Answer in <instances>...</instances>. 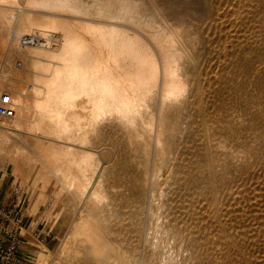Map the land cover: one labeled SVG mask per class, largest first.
Instances as JSON below:
<instances>
[{
	"label": "bare ground",
	"instance_id": "6f19581e",
	"mask_svg": "<svg viewBox=\"0 0 264 264\" xmlns=\"http://www.w3.org/2000/svg\"><path fill=\"white\" fill-rule=\"evenodd\" d=\"M157 1L94 0V2L90 5L84 3L82 0H0V96L3 92L9 93L12 101L11 106L16 110V115L14 118H3L5 120L3 124L0 125V128H5L3 129L5 131L3 132L5 136H10L12 133L13 135H15V132H24L32 136V139L26 138L25 136L20 138L22 139V141L32 142L33 147L35 149L33 150L34 152H31L32 154H26L22 149L18 148V151L15 150L16 147H19V145H16V147L13 149V152L15 150L13 156L15 158V166L14 163L13 166L16 168L14 169V171L16 170L17 172L22 173H34L33 170L35 168H38L39 180L40 178L43 179V177L44 179H46L47 177L49 179H55L56 183L61 188V193L65 195V199H67L69 195L75 198L74 202L76 200V203L73 204V207L77 205L79 199H87L86 205L88 207V210L86 211L85 209L82 210L79 208L80 215L76 220L73 221V225H70L72 228L70 231H68V237L66 240H64L65 238L63 239L64 241L62 242L61 248L59 249L60 252H63V256H57V258L54 259L55 264H67V262L64 260V257L66 258V256H64L66 255L64 254V252H67V250L70 249L71 251L72 249L74 250V247L76 245H74V243L78 239L82 242L81 244L85 246L86 251H89L88 254H91L92 256H94V258H96V264H109L106 262V260H108L106 259V257V260H100L101 257L104 258L105 251L107 249H112L117 254V262L115 263L126 264L127 262H133V258L135 260V256L130 254V250L126 246H124L128 245V242H130L128 241V234H133L134 237H136V240L133 243L134 245L132 246L134 247V250H136V248L142 244H144L145 248L154 245L151 243L152 234L156 237H159L161 235L162 241H160L156 245L158 246V248L153 250L152 253V255L157 256V258L159 259L158 261L160 262L163 261V245L160 243H163L164 241L168 242L167 236L169 235H175L176 237L171 236L172 239L175 238V242L179 243L182 247L191 249L195 246L194 243L192 245L189 241H187L188 238H186V234L184 232L185 230L181 228V225L177 224L180 228L179 231L175 230V233L172 232L169 228L170 223L172 221L170 217L173 214V205L170 204L167 197L170 195V188L174 184L173 180L178 174V169H180V167L179 164H177L175 161L176 159H178L179 150L174 148V145L168 146L169 142L165 143L164 141V133L167 130L165 128V121L168 114L167 111H169L171 107L177 109L180 113L183 109H188V106L191 104L192 107L193 105H197L196 107H198L199 109H201V106L203 107V105H201V97L196 96L194 85H192L188 77H186L182 73V68L183 66H185L184 64L186 62H191V59L193 58L185 35V31L187 29L186 25H189V19H187V17H192L189 15L192 12H188L192 8L194 9L195 14L193 15L196 16H193L191 18L194 20L198 19V16L202 17L210 13L211 17H213L212 21L214 22H219L223 20L226 15H228L227 17H234L235 20H238L242 24H245L248 23V21L250 22L251 20H254L256 22L257 12L260 13L264 11V0H160L161 5H165L172 9V16L165 14ZM144 5H146V7ZM143 6L145 7V9H143ZM176 7L178 9H175ZM43 11L47 12L48 14L42 13ZM210 14L208 19L210 18ZM84 16H94L96 18H104L112 21L116 20L123 23L126 22V24L130 23L136 26L138 29L143 30L146 33V37L148 39H146L144 35H142L139 31H134L130 28L122 27L119 25L112 26L111 24L103 25L99 23H93V21L91 22L90 20L85 21L79 19L81 17L83 18ZM205 20L207 19H204L203 22H205ZM225 21L228 22V19H225ZM206 23H203V25H206ZM232 23L235 22L232 21ZM232 26L230 27L232 28ZM199 28L201 29L203 28V26ZM206 30L204 32L207 33ZM199 31L200 30L198 29V32ZM263 31L264 29H261V32ZM24 35H35L37 39L25 50H18L20 39ZM206 35L205 37L207 38ZM198 36L201 37V32L200 34L198 33ZM201 39L203 38L201 37ZM252 41L250 45H242V50L245 51V55H248L250 57L255 56L249 60H246L245 66L247 67L251 65L250 61L258 59L262 60L264 58V51H257L255 49V45L258 43V38L252 39ZM198 42H200V40ZM194 48L197 49V47ZM222 52L223 50H221V53ZM6 56L7 59L9 58V61L4 64ZM16 57L22 59L23 66L18 67L16 65V68L14 69V67L12 66L14 65V63L12 64V62ZM221 57L224 56L221 55ZM227 57L229 56L227 55ZM213 64L215 63L213 62ZM213 64H210V67H212ZM252 65L254 67L253 63ZM262 67H258L256 69H261ZM253 74L254 77L257 79V82H261V84L259 85L264 87V71L262 72L259 70ZM216 78L218 77H215V79ZM255 78H253V80H256ZM248 80H251V78ZM220 81L224 82L222 79ZM208 82L211 83L213 82V80L211 82ZM252 87L253 86L249 87V90L250 88L252 90ZM259 87L260 86H258L257 89H259ZM198 88H200V86ZM221 91L220 95L218 96L222 95ZM261 95L263 96V94ZM237 96H239V94ZM260 97L261 96H259V98ZM252 98L253 96L251 97V99ZM218 100L220 101V99ZM239 100L237 101V103H239L240 105L242 102L240 103ZM249 103L244 104L247 105ZM236 105L239 106L238 104ZM262 105H264V102ZM258 106L260 107V105ZM240 108L241 107H239L238 109ZM158 109L159 118L157 119V121L155 115ZM254 109L255 108H253V110ZM218 111L219 112L216 113L215 116L211 118L209 117L210 119L206 121V126L201 136V140L208 145L210 141H208V139H210V137H212L213 135H216L220 123L222 124L223 122H230L231 124V121L236 117V112H239L238 110L234 109L233 105H230L228 103L221 107L220 110L218 109ZM250 111H252L251 108ZM246 112L244 113L246 114ZM251 113L252 112H250V114ZM238 114L240 113H237V115ZM244 116L245 115H243V118L245 119ZM257 117L260 116L258 115ZM243 118L241 117L239 121ZM179 120L172 126L171 129L172 134L174 135V143L176 144V146H179L181 144L178 140H176V138L181 137L182 133L184 134V124H190L192 122V118L191 116L189 117L185 115V119H182V122H180ZM258 120L255 122H258L259 126L260 120ZM245 121L249 120L246 119ZM236 122L239 123L238 121ZM110 123L117 124L124 132H126L129 138V143L131 145L135 141H137V139L141 138L144 141L143 150L147 157H149V155L151 154V132L156 131L155 140L153 141L156 142V158L153 168L150 170V168L148 169V166H146L145 168L147 169H145L140 174H138V176H136L134 186L132 188L134 193L131 191L132 194H134L132 197H134V205L136 206V208L135 211H133L134 213L130 220L126 219L123 223L124 231L120 233L122 238L119 242H117V247H114V244L108 236V234L110 233L106 227V224H108L107 217L105 216L100 221L102 223H100L98 219L95 218L94 214L99 212V210H107L106 206L108 201V193L106 192L105 187L103 186L101 178L97 176L99 167L98 162L100 161L96 162L94 159V155L88 150L84 149V147H86V145H88L90 141L91 134H94L101 124ZM248 124L250 125V123ZM255 125L253 127H255ZM232 127L233 126H231V129ZM249 127H251V125ZM249 127L247 129H249ZM236 129H234L233 132L235 135ZM262 129H264L263 126ZM250 130H252V127ZM227 133L228 132L226 131V135ZM241 133L243 134V132ZM222 134L224 135V133ZM244 134L246 135V133ZM13 137L14 136H12V138ZM223 137H225V135ZM253 141L254 140H252V142ZM261 141L262 140H260V142ZM10 143L11 142H9L8 146L10 145ZM9 147H11V145ZM138 148L140 147L137 146V149ZM225 148L227 149L226 146ZM90 150H92V148H90ZM257 150H259L260 152V149ZM149 160L150 159H148V161ZM204 161L205 165L211 169L214 168V166L219 162L218 159L212 158L206 159ZM212 174L213 173H211V175ZM17 175L19 176V174ZM242 180L244 181V179ZM44 182L46 184L47 181L44 180ZM57 184L56 186H58ZM212 187L214 188V186ZM54 189H56V187ZM244 190H241L243 194H245ZM59 193L60 192H58L57 194ZM259 193L257 195H259ZM260 197L262 198V196ZM56 200H58V198ZM253 201L255 200L253 199ZM257 202H259V200ZM234 204H236V202ZM126 205L128 206L127 203ZM257 205H262V203H257ZM253 206H255V204ZM139 214H145V217L143 216L144 219L136 220V215ZM261 216L262 215H260L259 217ZM231 217L233 216L231 215ZM253 217V221H255L254 213ZM213 223L214 222L212 220L208 221L205 224L204 228H206V230H208L209 232H212L213 229H215ZM237 229L239 230V228ZM224 230L228 231V228H225ZM238 233H240L241 235L240 230ZM260 235L258 234V236ZM227 236L228 235H226V237ZM78 248L75 249L76 251H72V256L73 253H78L80 251V248ZM217 249L220 248L217 247ZM53 252L54 251H50V249L47 251L44 250L38 252L36 259L37 264H45V261H47L48 257L51 256ZM79 253L77 255H80ZM69 256L71 255L69 254ZM76 261H74V263ZM109 261H112V259H110ZM143 264H149V261L144 260Z\"/></svg>",
	"mask_w": 264,
	"mask_h": 264
},
{
	"label": "rangeland",
	"instance_id": "374dc122",
	"mask_svg": "<svg viewBox=\"0 0 264 264\" xmlns=\"http://www.w3.org/2000/svg\"><path fill=\"white\" fill-rule=\"evenodd\" d=\"M82 1L84 3L90 4V5L94 2V0H82ZM157 2H158V4H160V7L162 8V11L165 14L172 16V12H171L172 9L171 8H169L165 5H161L160 0H158ZM144 6L146 7V5H144ZM144 6H143V9H145ZM175 9H178V8L176 7ZM191 10H189V12H188V13L192 12L189 15L192 17L196 16V15H193V14H195L194 9L192 8ZM42 13L48 14L47 12H44V11ZM209 14L210 13H208L202 17L198 16V19H195L196 21L194 19H191L192 17H187V19H189L188 20L189 25H186L187 29L185 31V35H186V40L188 41V46L192 52L193 58L191 59V62H189V63L186 62L184 64L185 66H183V68H182V73L186 77H188L189 81L192 83V85H194V88L196 91V96L201 97V99H202L201 105H203V107H205L206 109L208 108V109L206 110L202 106H201V109H199L198 107H196L197 105H193V107H192V104H191V105H189L190 107L188 106V109H183L182 112L180 113V112H178L177 109L171 107L169 109V111H167L168 114H167L166 121H165V128L167 130L164 133L165 143L169 142L168 146L174 145V148L179 150L178 159H176L175 161L177 164H179V167H180V169H178V174L175 176V178L173 180L175 185L173 184L171 186L170 195L167 197L170 204L173 205L172 206L173 207V214L170 217L172 221L170 223L169 228L172 232L175 233V230L179 231V228H180L177 224L181 225V228H183L185 230V231L184 230L183 231L186 234V238H188L187 241H189L192 245L194 243L195 246L192 247L191 249H188L186 247H182L179 243L175 242V238L172 239L171 236L174 237L175 235H173V234L169 235V236H167L168 242L164 241L163 243H160L163 245V250H162L163 261L160 262V261H158L159 259L157 258V256L152 255V253H153V250L158 248V246H156V245L160 241H162L161 235L159 237H156L155 235L152 234V236H151L152 242L151 243L154 245H151L150 247L145 248L144 244H142V245H139L136 248V250H134V247H132V246L134 245L133 243L136 240V237H134L133 234L132 235L128 234V238H129L128 241H130V242H128V245H124V246H126L130 250V254L135 256V260L133 258V262H127L128 264H130V263L131 264H143L144 260H148L149 264H256V263L264 264V260H263L264 259V221H263L264 220L263 219L264 218L263 217L264 216V209H263L264 208V203H263V201H264V167H263L264 166V138H263L264 129H262V126L264 128V121H263L264 120V115H263L264 114V105H262L264 102V90H263L264 87L259 85V84H261V82H257V79L254 77V74H253L259 70L262 72L264 71V62H263L264 58L262 60L258 59V60L250 61L251 65L247 67V66H245L246 60H249L255 56L250 57L248 55H245V53H244L245 51L242 50L243 44L250 45L252 39L258 38V43L255 45V49L257 51L258 50L264 51V31L261 32V29H264V27H262V26H264V11L260 12V13L257 12L256 22L254 20H251L250 22L248 21V23H245V24H242L238 20H235L234 17H232V18H231V16L227 17L228 15H226L223 18V20H221L219 22H217V21L214 22V21H212L213 17H211V14H210V18L208 19ZM203 18L207 19V20H205V22H203V20H204ZM79 19L85 20V21L90 20L91 22L93 21V23H99V24H103V25L104 24L105 25L111 24L112 26L113 25L114 26L119 25L122 27L130 28L134 31H139L142 35H144V37L146 39H148L146 37V33L143 30L138 29L136 26H134L130 23L126 24V22L123 23V22L116 21V20L112 21V20L104 19V18H98V17L96 18L94 16H90V17L84 16L83 18L81 17ZM225 19H228L229 23L226 22L227 20L225 21ZM230 20H231V22H230ZM114 21H116V22H114ZM232 21L235 23H232ZM203 23L204 24L206 23V25H203ZM216 23H217V25H216ZM219 23H221V24H219ZM218 24H219V26L220 25L221 26L219 27ZM232 24L235 27H233ZM200 25L203 26V28L200 29L199 28V27H201ZM230 26H232V28ZM205 28L209 29V30H206ZM219 28H221V29H219ZM198 29L200 30L199 32H198ZM202 29H203V31H202ZM204 29L207 31V33L204 32L205 31ZM223 30H224V32H223ZM221 31L223 34L221 33ZM200 32H201V37L203 39H201V37L198 36V33L200 34ZM202 34H205V35L207 34L206 35L207 38L205 37V35H202ZM209 34H211V35H209ZM196 36H198V37H196ZM190 39H192V40H190ZM196 40H197V42H196ZM199 40H200V42H198ZM209 40H211V41H209ZM191 47H192V49H191ZM194 47H197V49ZM220 48H221V50H223L222 53H221ZM194 50H196V51L198 50V51L196 52ZM193 52H194V54H193ZM221 55L224 57H221ZM227 55L229 57H227ZM5 58L7 59V56ZM17 58L18 57L14 58V60L12 62V64L14 63V65H12L14 67V69L16 68V65H17V60H18ZM6 59L4 61V64H6L9 61V58L7 59V61H6ZM212 59H214V60H212ZM228 59H230V60H228ZM221 60H223L224 62ZM213 62L215 64H213ZM224 63L225 64L228 63V64L225 65ZM252 63L254 64V67H253ZM210 64H213V66L211 65L212 67H210ZM216 64H218V65H216ZM255 64L257 67L255 66ZM241 65H243V66H241ZM228 66H230V67H228ZM258 67H262V68L256 69ZM214 68H216V69H214ZM225 68H227V69H225ZM202 69H204V70H202ZM207 69L208 70L211 69V70L208 71ZM222 71H224L227 76ZM207 73L210 75H208ZM228 73H229V75H228ZM218 75L221 76V79L226 84L224 82L220 81L221 79H220V76H218ZM215 77H218V78L215 79ZM210 78H212V79H210ZM226 78L228 79V81ZM250 78H251V80H248ZM253 78H255L256 80H253ZM212 80H213V82H211ZM208 81H210L211 83H209ZM204 84H206V85H204ZM222 84H223V86H222ZM199 86H200V88H198ZM221 86L223 87L224 91H223ZM224 86H225V88H224ZM230 86H232L233 88ZM251 86H253L252 90H251V88L249 90V87H251ZM258 86H260L259 89H257ZM254 89H256V90H254ZM260 89H262L263 91ZM219 90L220 91L222 90L224 92L223 93L221 91V93H222L221 96H218V95H220ZM232 91H234V92H232ZM241 92H242V94H241ZM216 93H217V96H216ZM259 93H260V95H259ZM238 94H239V96H237ZM261 94H263V96ZM251 95L253 96V98H252L253 100L251 99V97H252ZM259 96H261V97L259 98ZM218 99H220V101ZM234 99H235V101L237 99L238 100L240 99L239 102L240 103L242 102V103L239 105V103H237L238 100L235 102ZM245 100H246V102H245ZM247 101H249L250 103ZM251 101H253V102H251ZM227 103L230 105H233L234 109L238 110L239 112H236V117L231 121V124H230V122H226V123L223 122L222 124H224L225 125L224 126L220 123L219 129H218L220 132L217 130L216 135H213L212 137H210V139H208V141L210 140L209 145L204 143L201 140V136L204 132V129L206 126V121H208L211 117L215 116V114L219 112L218 109L220 110V108L223 107L224 105H226ZM244 103L245 104L249 103V104L245 105ZM253 103H256V104H253ZM236 104H238L239 106H237ZM241 105L243 106L244 109L246 107V109L244 110ZM244 105H245V107H244ZM255 105H257V106H255ZM258 105H260V107ZM248 106H251V107H248ZM261 106H262V108H261ZM239 107H241L240 108L241 110L238 109ZM247 108H249V109H247ZM250 108L252 111H250ZM253 108H255L254 110L256 113L254 112ZM257 109H258V111H257ZM212 110H214L215 112ZM249 111L252 113L250 114ZM201 112H203V113H201ZM244 112H246V114ZM248 112H249V115H248ZM237 113H240V114L237 115ZM179 114H181V115H179ZM185 115L189 116V117L191 116L192 122L188 125L186 123L184 124L185 131H184V134L183 133L181 134L182 138L181 137L176 138V140H178L181 144L179 146H176V144L174 143L175 142L174 137H173L174 135L172 134L171 129H172V126L179 120V118H180L179 121L182 122V119H185ZM243 115H245L244 116L245 119L243 118ZM246 115H247V117H246ZM256 115L257 116L259 115L260 117H257ZM249 116H251V117L254 116V117L251 118ZM155 117H156V120L159 118V109L156 111ZM181 117H182V119H181ZM239 117L240 118L242 117L243 119L239 121V119H240ZM237 118H239V119H237ZM261 118H263V119H261ZM246 119H248L249 121H245ZM4 120L5 119L0 118V125L3 124ZM257 120L261 123V124L259 123V126H258V122H255ZM236 121H238L239 123H237ZM247 122L250 123L252 130H250L251 127H249L250 125ZM242 123H243L244 127H243ZM228 124H229V126H228ZM235 124H236V126H235ZM241 125H242V127H241ZM254 125H255V127H253ZM231 126H233L234 128L232 127V129H231ZM227 127H228V129H227ZM245 127H246V129H245ZM248 127H249V129H247ZM0 129H1L0 130V147L4 146V147L0 148V150H1L0 151V190L5 192L9 186L18 183L23 187V189L25 191L26 217H25V221H24V225H23V228H24L23 230L27 235V237H26L27 243L24 246L25 256L28 258L29 264H37L36 259H37L38 252L44 251V250L47 251L50 249V251H54V252L51 256L48 257L47 261H45L46 262L45 264H55L54 259H56L57 256H60V255L63 256V252H60L59 249L61 248L62 242L67 239V237H68L67 234H69L68 231H70L72 228L71 226L73 225V221L76 220L78 218V216L80 215L79 210L80 209H82V210L85 209L86 211L88 210L87 209L88 207L86 205L87 199L86 198H85V200H84V198L79 199L78 200L79 202L77 203V205L73 207V204L76 203V200L74 202L75 198L73 196L69 195L67 197V199H65L66 198V197H64L65 195H63L61 193V188L56 183L55 179H49L47 176H45L47 178L44 179V177H43V179L45 181H47L46 182L47 185L45 184L43 179L40 178V180H39L38 168H35L33 170L34 173H32V172L31 173H29V172L22 173V172H17L16 170L14 171V169H16L14 167L15 166V162H14L15 158L13 157L15 150L18 151V148L22 149L26 154H30L31 152H34L33 150H35V149L33 147L32 142L22 141V139H21L23 136H25L26 138L32 139V136H30L24 132H17L19 134H17L15 132L14 133L15 135H13V133L11 134L12 136H14L12 138L11 135L10 136L4 135L3 132H5V131L3 129H5V128H0ZM177 129H179V128H177ZM234 129H236L235 130L236 135L233 133ZM224 130H226L228 132L227 135H226V131H224ZM239 130H240V132H239ZM246 130H247V132H246ZM241 132H243V134ZM151 133H152V135H151L152 146L150 148L151 154L149 155V157H147V155L144 153V150H143L144 141L141 138L137 139V141H135L131 145L129 143V138H128V135L126 134V132H124L120 128V126H118L117 124H114V123L101 124L98 127L97 131L94 134H91L90 141H89L88 145H86V147H84L85 150H88L89 152H91L94 155V159L96 162L100 161V162H98L99 167H98L97 176L99 178H101V180L103 182V186L105 187V190L108 193V201H107V206H106L107 210L106 211L99 210V212L95 213L94 215H95V218H97L99 222L105 216L107 217V223L108 224H106V227L110 233V234H108V236L110 237L112 243L114 244V247H117L116 246L117 242H119L122 238L120 233H122L124 231V228H123L124 221L126 219L130 220V218L132 217V215L134 213L133 211H135V208H136V206L134 205L135 204L134 197H132L134 195V194H132V192H133L132 188L134 186L136 176H138V174H140L142 171L147 169V168H145L146 166H148V169L150 168V170H151L153 168V165L155 162L156 142H153V141L155 140L156 131H152ZM222 133H224L225 137H223L224 135ZM244 133H246V135ZM240 134H241V136H240ZM262 134H263V136H262ZM249 135H251V136H249ZM15 136H17V137H15ZM237 136H239V137H237ZM218 138H219V140L221 138L220 141L222 143L218 140ZM245 138H247V139H245ZM225 139L227 140V142ZM252 140H254V141L252 142ZM260 140H262V141L260 142ZM217 141H219V142H217ZM9 142H11L10 143L11 147H9L10 145L8 146ZM224 142H226V143H224ZM258 142H260V143H258ZM13 143L15 144V146ZM137 143H138V145H137ZM217 143H219V144H217ZM236 143H237V145H236ZM12 144H13V146H12ZM16 145L17 146L19 145V147H16ZM220 145H221V147H220ZM137 146L140 148L137 149ZM168 146H167V148H168ZM225 146L227 147V149L225 148ZM250 146H252L253 148ZM14 148H15V150L13 152ZM90 148H92V150H90ZM195 149H197V150H195ZM257 149H260V152ZM246 151H247V154H246ZM255 152H257V153H255ZM9 153H10V155H9ZM12 153H13V155H12ZM249 153H251V154H249ZM258 153H259V155H258ZM241 155H243V156H241ZM245 155H247V156H245ZM257 155H258V157H257ZM240 156H241V158H240ZM204 157L206 159H210V158L218 159L219 162L216 164L217 166L215 165L214 168L211 169L205 165L204 160H206V159ZM251 158H252V160H251ZM134 159H135V161H134ZM148 159H150V160L148 161ZM241 160H242V162H241ZM13 163H14V166H13ZM203 163H204V165H203ZM220 168H222V169H220ZM231 170H234V171H231ZM205 171H207V172H205ZM226 172H227V174H226ZM211 173H213V174L211 175ZM214 173H215V175H214ZM17 174H19V176ZM204 174H206V175H204ZM28 175H29V177H28ZM213 175L216 177H214ZM242 179H244V181ZM221 180H222V182H221ZM55 183L58 186H56ZM54 184H55V186H54ZM236 184L238 185V187ZM210 186L211 187L214 186V188L212 187L213 190ZM55 187L57 190L54 189ZM243 187L246 190V192L243 189ZM209 188H211V189H209ZM240 189L242 191L244 190L245 194H243V192ZM55 190H56V192H55ZM215 191H216V194H215ZM58 192H60V193L57 194ZM217 192L219 195L217 194ZM261 192H262V194H261ZM258 193H259V195H257ZM56 194H57V196H56ZM60 194H62V195H60ZM128 194H130V195H128ZM236 194H237V196H236ZM260 196H262V198ZM62 197H64V198H62ZM131 197H132V199H131ZM205 197H206V199H205ZM226 197L228 198V200ZM57 198L59 201L56 200ZM233 199L235 200L236 204H234L235 202ZM253 199L255 201H253ZM257 199L259 200V202H257L258 201ZM215 200H217V201H215ZM226 200H227V202H226ZM240 200H242V201H240ZM245 202H247V203H245ZM56 203L59 205H57ZM126 203L128 204V206L126 205ZM257 203L258 204L262 203V205H257ZM254 204H255V206H253ZM259 206L261 207L262 212H261V209ZM227 209H229V210H227ZM228 211H230V212H228ZM253 213L255 215V221H253L254 220ZM255 213L258 215H256ZM250 214H251V216H250ZM231 215L233 217H231ZM260 215H262V216L259 217ZM143 216L145 217V214L136 215V220L144 219ZM249 219H251V220H249ZM210 220H212L214 222L213 225L215 226V229H213L212 232H209L208 230H206V228H204L205 224ZM242 220H244V221H242ZM100 223H102V222H100ZM255 224H257V225H255ZM102 226H103V224H102ZM242 226L245 227L246 229L243 228ZM260 227H261V229H260ZM225 228H228V231L224 230ZM237 228H239L241 235H240V233H238L239 230ZM33 230H37L38 233H40L39 238H34L32 236ZM205 231H207V232H205ZM243 232H244L245 237L243 236ZM255 232L256 233L258 232V233L256 234ZM219 234H220V236H219ZM258 234L259 235L261 234V235L258 236ZM226 235H228L229 237L228 236L226 237ZM76 242L74 243V245L76 244L75 245L76 248L73 246L74 250L79 247L80 248L79 252H81L83 255L79 252L78 253L80 255H77L78 253L75 252L76 254L73 253V256H72V251H74V250L73 249H72V251H71V249L67 250V252H64V254H66V255H64V256H66V258L64 257V260L67 262V264H70V262L73 261V259H74V261H76L77 259L78 260L75 263H74V261L71 262V264H73V263L74 264H77V263H79V264L80 263L81 264H83V263L84 264H96V258H94V256H92L91 254H88L89 251L88 250L86 251L85 246L81 244L82 242L79 241V239ZM82 246H84V247H82ZM217 247H219L220 249H217ZM217 250H218V252H217ZM112 251L114 252V250H112V249H107L105 251L104 258L101 257L100 260H104L106 257V259H108V260L105 259L107 263L118 264V263H115V262H117V254L115 252H114L115 253L114 254ZM69 254L71 256H69ZM80 258H82V259H80ZM110 259H112V261H109ZM219 259H220V261H219ZM230 261H231V263H230Z\"/></svg>",
	"mask_w": 264,
	"mask_h": 264
},
{
	"label": "built area",
	"instance_id": "2783aa9c",
	"mask_svg": "<svg viewBox=\"0 0 264 264\" xmlns=\"http://www.w3.org/2000/svg\"><path fill=\"white\" fill-rule=\"evenodd\" d=\"M35 35H24L19 42L18 50H25L33 44ZM18 67L23 66V61L17 58ZM9 93L3 92L0 96V118H14L16 110L11 106ZM26 217L25 191L20 184H14L3 192L0 190V264H29L24 253L26 233L24 221ZM34 238H39L37 230L32 231Z\"/></svg>",
	"mask_w": 264,
	"mask_h": 264
}]
</instances>
